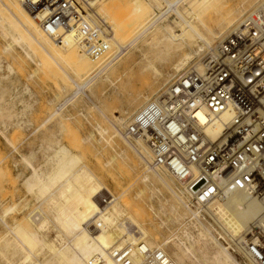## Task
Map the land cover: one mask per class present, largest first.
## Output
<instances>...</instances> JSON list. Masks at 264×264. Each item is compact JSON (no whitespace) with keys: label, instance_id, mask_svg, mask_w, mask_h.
<instances>
[{"label":"bare ground","instance_id":"1","mask_svg":"<svg viewBox=\"0 0 264 264\" xmlns=\"http://www.w3.org/2000/svg\"><path fill=\"white\" fill-rule=\"evenodd\" d=\"M0 1L12 2L14 11L12 13L4 6L14 15L9 20L5 18L6 15L5 19L0 17L5 21L1 27L6 31L3 36L10 37L4 51L12 59L16 56L13 54L15 45H21L27 52L34 49L30 47L33 42H37L45 50L48 61L54 63V72L64 81L60 89L65 94L62 96L57 93L51 99L50 103L56 104V109L44 123L55 116L64 122L71 117V114H63L65 105L70 102L77 105L81 103V98H95L100 106L93 102L94 108L112 124L114 130L100 124L96 128L101 136L108 135L103 140L117 153L104 163L105 166L115 168L124 164L127 169L133 161L135 165L131 166L130 171L134 172L137 168L143 171L142 176L138 177L143 188L139 189L136 197L148 200L149 205V210L145 211L138 206H131L130 200L123 199L127 202L123 203V196L115 197L87 167H78L82 152L90 155L98 153L97 157L102 156L105 150V147H98L101 141L92 142L94 132L74 142L75 152L64 145H50L48 147L55 152L45 162L46 169V166L35 167L32 162L34 153L22 156L23 163L31 169L23 181L24 186L41 203L31 211L23 212L20 223L14 225H9L6 217L17 210L18 205L2 212L0 221L5 225L7 234L0 240V258H8L9 253H20L19 264H241L219 241L223 240L241 257L249 256L248 244H256L254 237L264 226V195L256 190L254 163L235 166L215 163L206 166V163L200 162L192 165L187 175H179L175 172L176 168L156 163V152L151 144L143 137L128 136L127 130L136 116L167 90L175 75L191 68L206 75L208 61L219 55L222 42L234 28L242 26L248 17L253 16L255 20L261 21L264 0H254L249 8L246 0H132L128 4H125L127 0H47V3H43L44 0L41 3L39 0ZM162 3L167 6L165 9L161 8ZM34 4L41 6L36 8ZM124 5L128 10H124ZM0 9L3 10L1 4ZM58 10L62 16L60 24L57 27L45 26L44 22L51 21V14ZM171 12L175 14L173 21L167 16ZM6 14L9 15L7 11ZM13 19L20 22V35ZM95 34V39L90 38ZM87 42L102 44L105 48L100 55L91 56ZM128 49L134 52V57L123 59ZM140 50L150 55L141 69L147 75L141 76L140 88L132 81L125 84L124 91L128 94L122 97L121 116L112 120L107 116L112 98L102 99L104 88L108 82L113 84L111 79L114 74L119 73L118 78H124L138 61L144 60L146 55L142 54L144 57H139L140 60L135 57ZM9 69L13 71L11 66ZM40 71L31 72L29 79L38 76ZM137 72L140 73L139 68ZM84 89L90 92V96L84 93L82 97ZM115 89L118 91L117 87ZM14 105V102L9 101L2 106L1 110H4L8 120L13 117ZM196 117L199 120V132L205 141L210 145H218L224 138L233 114H215L208 108H202L196 112ZM70 131L72 133L74 129ZM78 137H81L80 133L76 135ZM70 142L73 143L72 140ZM84 153L82 156L87 155ZM97 158L100 162V157ZM163 192L169 194L168 198H164L165 202L160 198ZM156 199L160 203L157 207L150 202ZM150 213L159 218L160 228L170 230L180 225L181 228L179 226L177 229L180 232L190 224L198 227V233L193 235L185 230L181 235L173 232L164 237L155 225L148 229L143 225L146 221L141 222L140 219H144L145 215H153ZM50 226L57 230L53 239L47 233ZM209 227L213 228L218 238ZM36 250H39L38 256L34 255ZM43 252L49 254L47 257H51L50 262L39 259ZM5 260L10 261L9 264H18L9 258Z\"/></svg>","mask_w":264,"mask_h":264},{"label":"rangeland","instance_id":"2","mask_svg":"<svg viewBox=\"0 0 264 264\" xmlns=\"http://www.w3.org/2000/svg\"><path fill=\"white\" fill-rule=\"evenodd\" d=\"M124 1L126 2V0H124ZM124 1L122 2L123 4H124ZM130 1H132V0H127V2L125 4H128ZM175 1H177V0H175ZM232 2H239V0H234V1L232 0ZM246 2H247L246 6L249 8L251 3L254 2V0H246ZM0 4H1V8H3V10H4V12H2L3 10L0 9V10H2V11H0V17L4 18V16L6 15L5 18L8 17L7 20H9V18H11L14 15V14H12V13H14L13 8H12V2H9V1L1 2L0 1ZM4 6H6L9 9V11H11L12 13L9 12ZM124 7L126 8V5H124ZM163 7H164V9H165V7H167L165 5V3L164 4L162 3L161 8L163 9ZM96 8H97V6H96ZM125 8H124L125 11L128 10L127 8L126 9ZM6 11H7V13H9V15L6 14ZM169 14L167 15L168 19H171L173 21L175 18V16H174L175 14L173 12H171ZM172 17H173V19H172ZM3 20L0 19V21H1L0 22V25H1L0 26V97H1L0 98V107H1L0 110L3 108L2 106L5 105L6 102H9V101L14 102L15 105L12 108V111H13L12 119H11V117H9L10 118L9 120H8V118L6 119L5 113L3 112L4 110L3 111L1 110L2 113L0 111V113H1L0 115L4 114V116L3 115L2 116L5 118V120H4V118L2 116H0V118H3L0 120V215L2 214V212L6 208L18 205L16 208L17 210H15L13 213L8 214V216L6 217L7 223L9 225H14L15 223H20V215H22L23 212H26L27 210L31 211L36 206H39L41 203L40 200H38V198H36L35 194H30L24 186L23 181L31 173V169L26 164L23 163V160H22L23 155H30V154L34 153V157L32 158V162L34 163L35 167L38 168V167L46 166V167H44L46 169L47 165L45 162L49 161L54 156L53 154L55 152V150H52L48 146L52 145L53 147H55V146L57 147L59 145H64V146H67L68 148H70L72 151L75 152L74 142L79 138L81 140L84 139L90 133H93V132H94L95 136H94V140L92 139V142L94 143L96 141V143H97V141L98 142L101 141L102 143H100V145L98 147H100V148L105 147V150H103V152H102V156L101 155L97 156V157H100L101 160L99 162V160H98L99 158L96 157V154H98V153H96V154L92 153L90 155V153L87 154V153L82 152V154L84 153V155L85 154H87V155L82 156V154H80L82 160H81V163L78 167H87V169L90 171V173L94 176L96 175L95 177L99 181H101L103 184H105L115 197H117V196L125 197V198L122 197V199H121L122 202L123 201L126 202V201L130 200V202L129 201L128 202L131 204V206H138V207L142 208L143 210L148 211L149 210L148 209V207H149L148 200L147 201L141 200V199L136 197V195L139 192V189H141V187L143 188V184H142L141 180L139 179L142 176L143 171L140 169L138 170V168L134 172L130 171L131 166L135 165L133 161L130 162V164H131L130 168L127 166L128 167L127 169H126V165H124V164H121L122 167L120 165V167H115V168L114 167H110V168L108 167L107 168L105 166L104 163L108 159H110L114 155H116L117 153H115L116 151L112 150L111 147L107 146L105 140H103L105 138H108V135H106L105 137L101 136V134L98 132V130H96V128H97V125L100 124V125H102V127H109L111 129V131H114V130H112L113 128H111L112 124L110 125L109 122L101 114H99L98 110H96L94 108L93 102L94 103L96 102L95 105H97V104L99 105V103H97V100L95 98L90 96V92L87 89H84L85 92L82 91L83 94L81 93V95L83 97L84 93H87L91 99L90 98L88 99V97L87 98H81L82 99L81 103L77 104V102H76L77 105H75V104L72 105V103L70 102L71 104L68 103L69 105L68 104L65 105L66 109H64V107H63V109H62V111H64L63 114H65V115L69 114L68 116H70V114H71V117L73 116L72 118L69 117V118L65 119L64 122H61L60 120H58V116H55L51 121L47 122L46 124L44 123V120L47 119L52 113H54L55 109H56L55 108L56 104L50 103L51 99L52 98L54 99V96L57 93L62 94V96L65 94L62 92V89H60L61 85H64V81H63V79H61V77H59L58 73L54 72V67H55L54 63L50 60L48 61V56H46L47 54L45 53V50H43V48L41 46H39V44L37 42H36V44H35V42H33V44L31 45L30 48L32 49V46L34 48L31 50L32 52L29 50V48L27 49L29 51L25 52L21 45H15V51L13 54L16 55L15 56L16 58L14 57L15 59L14 58L11 59L9 57V54L7 52H5L3 49L4 46L10 41L9 36L8 37L3 36V33L6 32L5 30L4 31L2 30L3 28H1L5 22ZM13 21H15V22H13L14 25L16 24V26L19 27V31H18V34H19L20 33V22H18V19H15V20L13 19ZM102 23H103V21H102ZM103 25H106V24L103 23ZM22 29L23 28H21V30ZM34 45H35V47H34ZM19 46H21V47H19ZM33 50H35V51H33ZM40 51L42 52V55L40 54L41 53ZM127 51H128L127 53L129 55L127 54V56H125V58H123V59H132L134 57V55H133L134 52H130L131 51L130 49H128ZM30 52H31V54L29 55ZM25 53H28L30 58H28L29 56L27 57V55ZM145 53H146L145 50L144 51L140 50V52L136 53L137 55L139 54V56L135 55V57H137V59L140 60V58L142 59L146 55ZM43 57H45L46 59ZM130 57H132V58H130ZM148 57H150V55H146L144 57V60L142 59V60L138 61L139 63L137 62V64H135L131 70L127 71L125 74L126 76L124 78H120L121 80L118 78L119 76L117 75L119 73L114 74L112 76L113 79H111V81L113 82V84H112L113 87H112L110 82L106 83L107 85L104 88L105 94H104L102 99H104V97L112 98L110 105H109V109H108L109 113L107 114V116L110 119H112L114 117L119 118L121 116L120 106L124 102L122 97L125 94H128L127 92L125 93V91H124V90H126L125 84L128 83L129 81H132L133 84L136 83V85H135L136 87H139V88L141 87L140 86L141 85L140 80L144 76V74H145V76L147 75L146 73L143 74L141 72V69H142L143 65L146 64V61H148ZM120 59H122V56L120 57ZM49 62L52 64H50ZM38 63H40V65ZM139 65L141 66V68ZM9 66H11L13 68V71H11L9 69ZM137 68H139L141 75H140V73L137 72ZM36 70H41L39 72L38 76H36L32 79H29L28 75L31 72H35ZM42 75H44V77H42ZM48 77H49V79H48ZM52 78L54 81L52 80ZM60 81H62V82H60ZM110 85H111V87H109ZM116 87L118 88V91L115 89ZM120 92H121V94H120ZM2 96H3L4 100L2 99ZM154 96L155 95H151V97H154ZM61 100H63V99H61ZM61 100H59V101H61ZM65 100L66 99H64L63 101H65ZM84 103H86V104H84ZM29 106H30V108L27 109L26 107H29ZM43 106L46 107V109H44ZM69 108H70V111L68 110ZM6 116H7V113H6ZM72 120L73 121L75 120V121L73 122ZM83 126H85V127H83ZM70 128H72V129H70ZM80 128H81V130H80ZM93 128H95V129H93ZM73 129H74V131H73ZM70 130H72L73 132L71 133ZM124 130H122V132ZM79 133H80L81 137L76 138V135L79 136ZM70 137H72V138L70 139ZM6 138H8L9 141ZM69 140L70 141L72 140L73 143L70 142ZM122 141L124 142V144L127 147H129L127 145V142H125V140L122 139ZM83 157H85V158H83ZM44 163H45V165H43ZM81 164L84 166H82ZM110 169H111V171H110ZM140 171H142V172L140 173ZM120 172L122 175L120 174ZM6 190H7V192H6ZM162 195H163V197H162ZM162 195L160 198L163 201H164V198L169 197V194L167 192L166 193L163 192ZM123 199H125V200L127 199V200L125 201ZM150 202H152L156 207L159 206L158 204H160L158 199H156L155 201L154 200L150 201ZM20 209H21V211H20ZM186 211L188 213V210H186ZM152 214L153 213H150V215H152ZM148 215H145L144 219L143 218L140 219L142 223H144L146 221L143 225L145 227H147L148 229H152V225H155V227H158L159 232H161L162 236H164V237L169 236L173 232H175L177 234L180 233V235H181L182 232L185 230L187 232H189L190 234H193V235H196L198 233L197 232L198 230H196V229H198V227L197 226L195 227V226L190 225V224H188V226H185L186 228L185 227L182 228L180 232H179V230H177V229H179L180 225H175L170 230H168L167 228H160L158 226L159 225V218H157L156 215H154V214H153L154 216L152 215L151 217L150 216L147 217ZM190 215H191V213H190ZM201 222H202V220H201ZM180 228H181V226H180ZM54 229H55L54 227L50 226V229L47 232L51 239L55 238L54 236L57 235V230H54ZM210 229H212L211 230L212 232L214 231L213 228L209 227V230ZM6 234H7V229H6L5 225L0 221V240H1L2 236L6 235ZM213 235H215L217 237V235L214 232H213ZM1 241H0V244L2 245ZM219 242L221 243V245L224 248L228 249V251L234 256V258L237 259V261L239 263H241V264L247 263L246 261H244L242 259L241 256H239L237 254V251L232 249L230 246H228L227 243L223 242V240H221ZM1 245H0V247H1ZM38 251L39 250L35 251V253H34L35 256H38V254H39ZM44 253L45 252H43L40 255L41 257L39 256V259L43 260V261L50 262L51 257L49 256V259H48L47 256L49 254H44ZM3 258H5V257L0 258V264H9L10 261L6 262V260H5V259H7V261H8V258L11 261H13L14 263H18V264L20 263L19 262L20 261V253H18L16 255H14V253H9L8 258H5V259H3Z\"/></svg>","mask_w":264,"mask_h":264},{"label":"built area","instance_id":"3","mask_svg":"<svg viewBox=\"0 0 264 264\" xmlns=\"http://www.w3.org/2000/svg\"><path fill=\"white\" fill-rule=\"evenodd\" d=\"M37 4L33 7L41 6ZM51 18L44 25L57 27L62 20L59 10ZM87 44L91 56L105 48ZM208 65L206 75L194 68L175 75L157 101L136 116L127 135L143 137L156 152V163L176 168L179 175H187L200 162L206 166L254 163L252 178L257 192L264 195V14L261 21L248 17L234 28ZM202 108L233 114L218 145H210L199 132L196 112ZM254 238L256 244L247 245L249 256L242 258L250 264H264V226Z\"/></svg>","mask_w":264,"mask_h":264}]
</instances>
